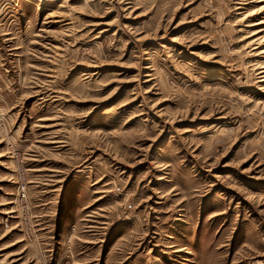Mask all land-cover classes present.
Returning <instances> with one entry per match:
<instances>
[{
  "label": "rangeland",
  "instance_id": "374dc122",
  "mask_svg": "<svg viewBox=\"0 0 264 264\" xmlns=\"http://www.w3.org/2000/svg\"><path fill=\"white\" fill-rule=\"evenodd\" d=\"M0 264H264V0H0Z\"/></svg>",
  "mask_w": 264,
  "mask_h": 264
},
{
  "label": "built area",
  "instance_id": "2783aa9c",
  "mask_svg": "<svg viewBox=\"0 0 264 264\" xmlns=\"http://www.w3.org/2000/svg\"><path fill=\"white\" fill-rule=\"evenodd\" d=\"M17 197L19 198V200L21 202L25 201L26 200V196H25V193H24V189L21 188L17 191Z\"/></svg>",
  "mask_w": 264,
  "mask_h": 264
}]
</instances>
